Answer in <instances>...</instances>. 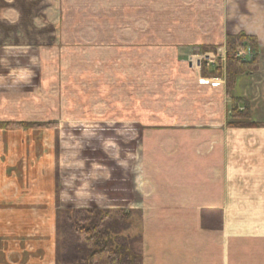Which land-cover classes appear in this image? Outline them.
Wrapping results in <instances>:
<instances>
[{
    "label": "crops",
    "instance_id": "1",
    "mask_svg": "<svg viewBox=\"0 0 264 264\" xmlns=\"http://www.w3.org/2000/svg\"><path fill=\"white\" fill-rule=\"evenodd\" d=\"M238 33L256 38L257 68L238 76L230 95L224 44ZM20 49L130 53L124 76L111 56L93 61V67L108 62L114 81L88 88L71 81L75 96H66L61 115L65 124L82 126L96 120L116 127L120 119L125 130L137 132L125 171L111 153L108 167L76 159L69 169L128 175L129 201L98 206L139 212L141 264H264V0H0V51ZM204 50L222 57L221 76H204L195 57L194 67L188 61L186 53ZM149 53H172L193 77H177L170 98L157 86L150 92L159 82L150 65L162 67ZM47 62L57 66L55 59ZM117 85L123 96L115 95ZM231 96L241 99L236 105L247 115L243 122L262 125H227ZM159 117L172 121L163 124ZM48 195L59 201L52 188Z\"/></svg>",
    "mask_w": 264,
    "mask_h": 264
},
{
    "label": "rangeland",
    "instance_id": "2",
    "mask_svg": "<svg viewBox=\"0 0 264 264\" xmlns=\"http://www.w3.org/2000/svg\"><path fill=\"white\" fill-rule=\"evenodd\" d=\"M215 53L218 54L215 50H204L190 56L186 53V56L193 67L192 57H195L198 65L205 64L206 71L210 72L216 67L221 70L222 57H217L212 64L204 63L202 57ZM127 54L89 51L50 53L35 49L0 51V97L4 96V107H0V264H55L56 213L59 209L130 211V226L126 234L140 237L138 211L98 206L103 203L125 205L129 201V181L124 182L128 175H119V172L118 175H76V170L69 169L76 159L86 160L89 165L100 162L108 167L106 156L111 153V160L120 162L119 169L125 171L126 164L134 158L137 132L125 130L120 119L113 124L116 127L103 126L96 120L82 126L65 124L67 121L61 115L66 96H75L71 93V89L75 92L71 81L82 80L84 88L96 86L101 79L113 82L114 75L110 73L108 62L93 67V61L106 60L111 56L114 58L112 67L124 76L123 62L130 57V53ZM171 54L148 55L150 60L160 57L162 67L158 69L155 64L150 65V71L153 69L159 75V82L149 85L150 92L157 86L164 99L170 98L177 77H193V72L183 64L179 66L175 63L179 59ZM251 55L252 51L242 60ZM48 59H55L57 66H49ZM169 77L175 78L168 80ZM114 89L117 92L115 95H124L123 86L117 85ZM139 90L134 91L137 97ZM159 118L163 124L172 121L168 117ZM152 121H157V117ZM108 143L112 147L104 148ZM47 151L51 154L48 155ZM55 166L56 175H51ZM65 180L71 184L64 187ZM75 180L79 182L76 186L72 184ZM50 188L53 195L59 196V201L50 200Z\"/></svg>",
    "mask_w": 264,
    "mask_h": 264
},
{
    "label": "trees",
    "instance_id": "3",
    "mask_svg": "<svg viewBox=\"0 0 264 264\" xmlns=\"http://www.w3.org/2000/svg\"><path fill=\"white\" fill-rule=\"evenodd\" d=\"M224 78L226 92L231 95L238 76L249 74L257 68L258 44L253 36L244 33L225 38ZM249 47L250 58L242 60L237 48ZM202 75L218 77L221 70L206 71ZM230 126H258L255 122H243L247 115L238 109L241 99L231 96ZM36 125V124H34ZM130 211L121 209H59L56 213L55 264H141L140 237H129Z\"/></svg>",
    "mask_w": 264,
    "mask_h": 264
},
{
    "label": "built area",
    "instance_id": "4",
    "mask_svg": "<svg viewBox=\"0 0 264 264\" xmlns=\"http://www.w3.org/2000/svg\"><path fill=\"white\" fill-rule=\"evenodd\" d=\"M251 50L249 47L246 48H237L236 49V55L240 57L241 59L245 58L246 56H250ZM217 57H220L219 54H205L202 58L203 62L206 64H212L213 60H215ZM248 58V57H247ZM245 60V59H244Z\"/></svg>",
    "mask_w": 264,
    "mask_h": 264
}]
</instances>
